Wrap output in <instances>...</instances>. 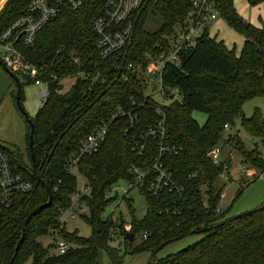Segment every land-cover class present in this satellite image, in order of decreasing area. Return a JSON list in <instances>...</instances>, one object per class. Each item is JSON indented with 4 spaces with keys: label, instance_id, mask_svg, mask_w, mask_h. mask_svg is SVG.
I'll return each mask as SVG.
<instances>
[{
    "label": "trees",
    "instance_id": "1",
    "mask_svg": "<svg viewBox=\"0 0 264 264\" xmlns=\"http://www.w3.org/2000/svg\"><path fill=\"white\" fill-rule=\"evenodd\" d=\"M29 1L5 0L0 10V32L25 13ZM214 1L225 22L242 32L241 52L236 54L234 48L211 37L207 29L191 47L180 52L179 63L165 65L162 72L165 94L174 90L176 97L170 96V101L160 104L159 108L165 117L169 141L179 144L181 149L163 161L172 173L174 186L181 191L166 189L158 196H151L145 189L144 216L138 220L130 210L129 230L125 229L126 223L122 220L102 217L105 206L114 200L106 193L118 181L130 179L127 171L130 165L147 166L156 140L150 139L141 154L133 149V144L145 129L157 123L160 115L152 98L143 97L139 79L130 69L126 70V63L118 64L121 57L117 54L102 57L96 48L92 20L101 14L104 0H84L77 11L65 7L38 32L33 45L18 42L26 59L39 68L40 78L48 82L49 96L33 117L27 115L33 125L31 151L27 148L28 163L20 152L0 145L8 152L14 166L36 181L32 194L18 195L3 213L0 264H8L13 256L12 264H22L27 257H31V264H100L102 252L107 254L110 264H121L122 249L124 253L154 252L191 233L204 236L182 250L152 259L148 264H264V203L233 216H226L224 209L217 211L222 186L216 188L215 181L229 169V160L213 163L207 156V152L223 139L224 125L230 129L238 118L251 137L264 143V117L258 110L249 117L242 114L248 99L264 95V26L257 28L244 23L232 0ZM248 1L252 5L264 4V0ZM147 2L136 22L133 42L127 52L128 63L145 62L146 54L158 53L155 44L160 40L164 43L165 36L176 24L183 22L191 9V0ZM149 11L161 19L159 29L153 32L144 28ZM79 73L88 76H79ZM67 74L74 80L67 91L61 92L59 80ZM121 74L128 79H122ZM23 79L26 83L32 82L29 77ZM23 84L19 82L20 103ZM10 94L15 100L16 90ZM131 101L134 105H130ZM140 103L143 105L132 126L127 116H116L101 147L77 161V174L85 179L89 188L88 193L79 197L82 207L87 209L81 216L91 232L88 237L79 236L76 230L67 232L60 217L70 207V197L77 190V176L67 170L69 160L74 158L85 136L99 123L125 106L134 108ZM193 111L206 114L202 126L192 119L190 113ZM28 119L25 118L27 142ZM237 132L228 135L226 143L239 152L242 164L264 172V158L257 149H246ZM232 138H238L237 142L232 144ZM46 188L51 195L49 205L31 217L22 233V223L29 213L47 202ZM241 188L240 184L237 195ZM180 195L183 197L182 212L165 213L164 209ZM204 196L206 204H203ZM49 230L57 231L68 243L64 253L49 254L48 248H54V245L43 247L36 240ZM128 232L132 233V239H128ZM136 233L141 242L133 246ZM113 240L117 245L110 244Z\"/></svg>",
    "mask_w": 264,
    "mask_h": 264
},
{
    "label": "built area",
    "instance_id": "2",
    "mask_svg": "<svg viewBox=\"0 0 264 264\" xmlns=\"http://www.w3.org/2000/svg\"><path fill=\"white\" fill-rule=\"evenodd\" d=\"M146 0H104L101 14L92 20V29L96 36V48L102 57H110L123 51L133 40L136 22ZM84 4V0H30L26 6L25 13L16 17L8 26L0 32V60L9 71L15 75L20 74L22 77H29L32 81H42L44 88L40 91V107H42L49 96V85L47 81H43L40 76L39 68L30 63L23 55L18 47L19 43L24 45H33L38 32L53 18L57 17L66 7L71 11L79 10ZM219 12V7L214 0H191V9L187 13L185 19L178 25V29H173L168 36H165L164 43L160 40L155 46L158 53L148 55L143 66L134 63H127L126 70H131L132 73H139L140 69L147 72L148 82H154L158 85L157 97L161 99H170V96H175L174 90H169L166 95L162 84V72L166 64H177L180 61V52L183 49L189 48L194 44V41L199 35L207 30L208 24L216 19ZM19 42V43H18ZM79 76H88L79 73ZM122 79L128 78L121 74ZM56 79V76H53ZM63 84H61L62 86ZM154 93L147 97H154ZM155 103L156 112L160 115L156 124L149 126L139 139L134 142L133 149L137 150L138 154L143 153L148 146L150 139L156 140L153 148V156L147 166L139 167L130 165L127 168L130 174V179L126 180L127 188L123 190V194H127L132 189H137L144 197V191L151 196H158L164 190H173L176 188L172 180V173L165 167L164 158L168 155L176 154L181 146L177 143L169 141L167 136V128L165 125V117L159 108L161 102L157 100ZM130 105H134L131 101ZM140 103L136 107L120 109L114 115L99 123L79 144L78 150L69 160L67 170L76 176V163L84 155H89L96 152L105 141L108 133L113 127V120L116 116H127L129 125L137 120ZM224 129H228L225 124ZM221 147H212L207 156L213 163H218L220 160ZM245 176H252L250 169H245ZM36 181L25 176L23 172L18 170L12 163L8 152L0 147V223L3 219L4 211L13 204L15 197L18 195H30L34 192ZM144 188V190H143ZM177 189V188H176ZM88 186L84 185L83 189L77 188L76 192L70 197L71 205L63 214L73 216L81 208L79 197L82 194L88 193ZM178 193L181 189H177ZM225 193L222 191L219 194L216 210L224 209L222 199ZM183 197L180 195L170 207L164 209L165 213L180 214L183 210ZM62 215L60 219L62 218ZM144 238L146 236L144 235ZM58 253H64L68 248L65 242H59L57 245Z\"/></svg>",
    "mask_w": 264,
    "mask_h": 264
},
{
    "label": "rangeland",
    "instance_id": "3",
    "mask_svg": "<svg viewBox=\"0 0 264 264\" xmlns=\"http://www.w3.org/2000/svg\"><path fill=\"white\" fill-rule=\"evenodd\" d=\"M147 1L148 0L145 1L144 5L148 3ZM1 2L2 6L0 10L3 8L5 0H0V3ZM232 4L236 13L244 23H248L257 28L264 26L263 3L252 5L248 0H232ZM150 11L145 21L144 28L150 32H153L159 29L161 25V19L157 14H150ZM177 27L178 25L176 24L174 30ZM207 28L211 37H214L216 40H222L228 48H234L236 54L241 52L244 43V36L242 32L234 29L227 22H225L220 14L216 19L208 24ZM132 42L128 47L117 54L121 57V60L118 63L119 65L128 63V61H126L127 52ZM147 56L148 55L146 54L145 58ZM130 62L136 65L140 64L141 66L145 64V62L140 61ZM145 68L140 69L137 75L136 73H133L136 78L139 79V88L142 91L143 97L145 98L147 95L154 93L155 96L151 97L154 101L153 103H157L156 99L161 102L168 103L170 99L163 100L161 97H157L158 85L156 82H154V80L150 83L148 82L149 79H147V72L145 71ZM15 77L20 83H24L22 85L23 95L21 102L24 112L29 117H33L40 108V91L44 88V85L42 81H32L26 83L20 74H16ZM73 80L74 79L70 74H67V76L63 79H60V84H63L61 92L67 91L72 85ZM2 82L3 81L0 79V145L10 149L11 151L16 150L20 152L24 156L25 161L28 163L27 158L29 155L27 149L28 142L26 140V120L23 113L17 107L14 97L10 94V91L12 90L17 91V88L15 87L16 84L13 79L8 80V85L12 86V90H10L7 95V93H5L7 92V89H4L5 87ZM6 88H8V86H6ZM124 108H126V106ZM255 110H258V112L264 117V95L254 96L248 99L242 107V114L245 117H249L255 112ZM190 115L199 126H202L207 118L205 113L199 111H193L190 113ZM235 130H238V138L246 149H257L260 153V156L264 158V143L256 138L251 137L244 130V128H242L239 118L235 119L232 128L224 129L223 139H220L215 146L221 147L219 160H229V169L224 171L223 175L215 181V185L216 188H221L222 186V191L225 193V197L222 199V204L224 206V212H226V216L238 215L251 209H255L264 203V172H261L259 169L253 166L242 164L239 152L232 148V146L230 147V144H227L225 141V139L228 138L230 134L235 133ZM238 138H232V144L236 143ZM245 169H250L252 176L246 177L244 173ZM229 177H231V181L228 180ZM249 181L252 182H250L248 185H245ZM240 184L242 187L240 190L241 192L237 195V192L240 189ZM84 185L85 179L81 175H78L77 188L82 190ZM125 188H127V183L124 180H120L107 191L106 194L110 197H113L114 200L105 206L102 217L105 218L110 216L113 221L122 220L126 223L125 229L129 230L128 223L131 219L130 210H132L133 216L139 220L144 216L146 204L144 197L137 189H132L124 195L123 190ZM123 195L125 196V199L122 198ZM203 204H206L205 196L203 198ZM128 205H130V207ZM86 213L87 209L82 207L72 217L66 213L63 214L60 222L67 232L76 230L79 236L88 237L91 232L90 227L81 216V214L83 215ZM203 236L204 235L202 233L187 234L165 244L154 252L149 250H141L135 253H124V250L122 249L120 251L121 255L123 256L121 264H148L149 261H152V259L157 260L182 250L183 248L200 240ZM36 240L39 241L43 247H48L51 244L54 245V248L52 246L48 248L49 254H57L58 251L56 245L61 241L64 242L57 231L53 232V230H49L45 235L39 237ZM140 242V235L136 233L132 245H138ZM66 244L68 245V243ZM110 244L115 246L117 245V241L113 240L110 242ZM99 262L100 264H110L109 257L106 253H101ZM22 264H31V257H27V259H25Z\"/></svg>",
    "mask_w": 264,
    "mask_h": 264
},
{
    "label": "water",
    "instance_id": "4",
    "mask_svg": "<svg viewBox=\"0 0 264 264\" xmlns=\"http://www.w3.org/2000/svg\"><path fill=\"white\" fill-rule=\"evenodd\" d=\"M0 65L3 67L4 71L15 81V84H16V88H17V91H16V105L17 107L20 109V111L23 113L24 117L28 119V116L27 114L24 112V109L20 103V99H19V91H20V87H19V81L18 79L15 77V74L11 71H9V69L7 67H5L3 65V63L1 62L0 60ZM28 122H29V125H30V132H29V136H28V147L31 151V147H32V133H33V125L31 123V121L28 119ZM31 158H32V154H31ZM229 181H231V177H229L228 179ZM47 189V192H48V200L47 202L43 203V204H40L38 205L35 209H33L29 215L25 218V220L23 221L22 223V227H21V230H22V233L25 229V226L27 225V223L29 222V220L31 219L32 216H34L39 210L43 209L44 207L48 206L49 203H50V198H51V195H50V190L48 188ZM127 237L128 239H132V233L131 232H128L127 233ZM23 238V234L21 236V239ZM21 239L19 240V242L21 241ZM19 242L17 243L16 247H15V251H14V254L17 252V249H18V246H19ZM13 258L14 256L11 258L10 262L8 264H12L13 262Z\"/></svg>",
    "mask_w": 264,
    "mask_h": 264
},
{
    "label": "crops",
    "instance_id": "5",
    "mask_svg": "<svg viewBox=\"0 0 264 264\" xmlns=\"http://www.w3.org/2000/svg\"><path fill=\"white\" fill-rule=\"evenodd\" d=\"M2 6V2L0 3V8ZM0 79L3 81L2 84L4 85V89H7L5 93H7L8 95V92L10 90H12V86L8 85V80H12V78L4 71L3 67L0 65ZM12 84V83H11ZM13 85V84H12ZM6 86H8V88H6ZM11 88V89H10ZM11 92V91H10ZM6 95V94H5Z\"/></svg>",
    "mask_w": 264,
    "mask_h": 264
}]
</instances>
